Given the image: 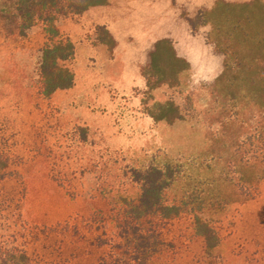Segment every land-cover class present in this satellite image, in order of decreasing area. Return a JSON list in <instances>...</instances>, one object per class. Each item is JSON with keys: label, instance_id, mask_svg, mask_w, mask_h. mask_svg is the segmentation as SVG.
Here are the masks:
<instances>
[{"label": "rangeland", "instance_id": "rangeland-1", "mask_svg": "<svg viewBox=\"0 0 264 264\" xmlns=\"http://www.w3.org/2000/svg\"><path fill=\"white\" fill-rule=\"evenodd\" d=\"M222 4L229 8L220 9ZM96 26H104L111 41L98 40ZM57 27L75 49V62L67 66H74L76 75L85 66L91 70L82 78L88 94L73 92L58 108L36 94L42 32L33 28L19 38L0 28V135L20 179L5 181L3 194L12 198L10 221L39 237L28 244L30 255L43 264H97L104 250L97 243L111 227L109 210L117 196H98L103 188L108 191L106 171L120 175L135 161H176L183 166L181 183L212 177L218 184L224 158L234 157L236 147L255 135L260 103L248 95L251 84L245 81L243 65L264 57V44L258 43L264 41V0H108L79 17L60 20ZM161 39L170 40L176 57H197L202 70L191 73L180 58L188 68L178 75V84L156 82L146 89L142 78L143 84L129 91L139 81L131 60L146 58ZM159 54L166 57L163 49ZM113 57L118 63L111 64ZM165 71L157 67L150 75L169 78V69ZM105 94L118 97L114 117L99 110ZM175 107L182 118L169 122L166 110ZM114 129L131 132L130 149L118 150L121 140ZM231 179L216 190L212 185L214 196L218 191L231 200L213 216L223 237L214 251L217 262L264 264V174L248 189V200L241 196L237 176ZM108 183L116 181L111 176ZM124 186L128 194L135 192L130 184ZM18 194L22 201L17 202ZM183 223L171 226L172 233L179 234ZM197 250L195 243L192 251ZM198 259L185 256L172 264H195Z\"/></svg>", "mask_w": 264, "mask_h": 264}, {"label": "trees", "instance_id": "trees-1", "mask_svg": "<svg viewBox=\"0 0 264 264\" xmlns=\"http://www.w3.org/2000/svg\"><path fill=\"white\" fill-rule=\"evenodd\" d=\"M107 2L108 0H0L1 29L8 34L15 33L19 38L26 37L33 28L42 32L43 44L39 49L34 82L39 97L49 100L53 92L69 89L74 83V75L67 66L74 57V46L67 37L60 34L57 23L67 18L79 17L89 8L103 6ZM218 7L228 9L229 5L222 4ZM248 19L247 16L244 21L248 23ZM237 21L241 22L239 19ZM187 23L191 27L190 19H187ZM95 30L98 40L111 41L104 26H96ZM261 40L258 43L264 44ZM161 49L165 50L166 55L163 56L166 57H159ZM146 56L144 67L140 68L146 89H151L156 82L168 81L169 86L174 85L178 81V75L188 68L184 60L175 56L170 40L167 39L153 43L152 51ZM243 66L247 67L245 81L248 85L251 84L247 88L248 95L260 103L259 120L256 130L254 129L255 135H249L242 145L236 147L234 157L227 160L224 158V168L220 171L223 178L218 179L220 183L214 184L216 180L212 177L181 183L183 166L176 161L159 165L135 161V165L122 168L120 175L118 171L113 174L106 171L104 183L108 191L104 192L103 188L98 196L103 200L107 193L115 192L117 196L109 210L112 214L111 227L107 231L102 227L103 239L97 243L104 248L97 264H172L185 256L199 258L195 264H221L217 262L219 258L214 251L223 237L214 227L217 221L213 216L220 214L231 200L218 191L214 196L213 190L221 183L229 184L231 176L236 175L238 183L243 187L241 196L248 200L252 196L248 189L255 187L264 174V57ZM157 67H162L165 74V69L168 68L169 78L150 75ZM166 112L171 114H167L169 122L174 118H182L176 107L168 108ZM150 117L153 118L151 115ZM243 146L247 147L246 151L241 149ZM8 151L6 142L0 135V264H43L36 254L30 255L27 250L30 242L38 240L36 233L17 225L16 221H10L12 198L4 196L3 185L8 179H18L19 182L20 179L11 169L14 158ZM256 166H260V169L255 170ZM245 169L249 170L248 174H245ZM111 176L116 184L108 183ZM118 178L121 184L118 183ZM52 180L57 186H61L56 179ZM125 184H130L131 190L135 192L128 194L127 189L123 188L127 187ZM118 190L121 193L119 195ZM16 197L17 202L22 201V194ZM110 206L107 204V207ZM183 221L187 222L186 226L181 227L183 229L179 234H173L171 226L176 223L184 224ZM195 243L198 246L196 252L192 251Z\"/></svg>", "mask_w": 264, "mask_h": 264}, {"label": "crops", "instance_id": "crops-1", "mask_svg": "<svg viewBox=\"0 0 264 264\" xmlns=\"http://www.w3.org/2000/svg\"><path fill=\"white\" fill-rule=\"evenodd\" d=\"M66 28L67 27H65V29ZM74 54H75V49H74ZM75 58L76 57H73L72 61L75 62ZM180 58H183L188 63L189 69H190V72L191 73L192 72L193 73L194 72L195 73L196 72L199 73V71L202 70L201 69L202 68L201 64H199V65L196 64V62H198L197 61L198 60L197 57H180ZM92 60H93V57H90L88 59V61H90L91 65L93 63H95V60L94 61H92ZM121 60L124 61V62H128V61H125L124 59H121ZM131 61L132 62H135V64L132 65V69L134 71V75H135L136 79L139 80V81H137V84L136 83H133V86L129 89V91L132 90L133 87H137V85L140 84L141 82H142L141 84H143L142 77H141V74H140V68H141V65L143 64V62L145 63V58L142 57L140 59L131 60ZM116 62L118 63V57H113L111 59V64L116 63ZM120 67H121V70H123L122 69L123 66L121 65ZM70 70L72 71V73L74 75V83H73V86L71 88H69V89H66V90H56L55 92H53L51 94V96L49 98V102L52 105L56 106V108L62 107L65 104V101L64 100L65 99H68L71 95H73L72 94L73 92L78 93V92L81 91V95L82 94H84V95L85 94H88V93H86V87L84 85V83L86 81H83L82 78L84 76L87 77L90 74V72H91L90 68H87L86 66L83 67V70H82L83 72H81L80 75H76V71L74 70V66H72V69H70ZM79 79H81V80H79ZM125 93H126V91H125ZM117 100H118V97L116 95L112 99V96L111 95L105 94V100L102 103L103 104L102 105V108H100L99 110L102 111V112H104V113H109L107 111V110H109V111H111V115H113V117H114V115L116 114V111L118 109V104H116V101ZM126 107L128 108V105L123 106V108H126ZM132 108H133V105H132ZM89 109H91V107H89ZM118 120H119L118 118H117L116 121L114 120V122H115L116 125L118 124ZM131 123L134 124L135 122H133V121L131 122L130 121V124ZM114 127H115V125H114ZM86 128H88V127H86ZM130 129H131V127H130ZM96 133L97 132L94 130V134H96ZM113 133H116L115 136H117L118 140H121L120 142H118V150L127 151L126 149H130V144L134 141V139L132 138L131 132L128 131V132L124 133V132H120V130L114 129L113 130ZM112 135H114V134H112ZM125 142H127V144H125ZM112 149H117V148L113 147ZM112 149H109V150H112Z\"/></svg>", "mask_w": 264, "mask_h": 264}, {"label": "clouds", "instance_id": "clouds-1", "mask_svg": "<svg viewBox=\"0 0 264 264\" xmlns=\"http://www.w3.org/2000/svg\"><path fill=\"white\" fill-rule=\"evenodd\" d=\"M209 27H210V25H209Z\"/></svg>", "mask_w": 264, "mask_h": 264}]
</instances>
